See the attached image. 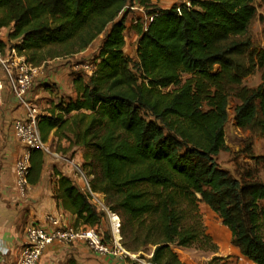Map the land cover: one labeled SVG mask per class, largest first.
<instances>
[{"label": "trees", "instance_id": "trees-1", "mask_svg": "<svg viewBox=\"0 0 264 264\" xmlns=\"http://www.w3.org/2000/svg\"><path fill=\"white\" fill-rule=\"evenodd\" d=\"M254 1L162 8L156 0H0V31L11 28L0 51L9 45L34 67L77 54L103 35L92 75L73 74L76 97L62 98L38 127L44 142L51 134L65 139L64 151H94L100 173L92 174L93 190L122 216L126 250L153 245L152 264H187L173 244L215 251L199 203L220 216L243 255L264 264V183L233 178L215 160L227 148L230 97L236 125L258 122L264 135V49L246 59ZM131 3L150 17L134 25L135 60L124 51ZM255 66L262 81L249 88L242 79ZM44 156L30 152V185L40 180ZM54 174V197L75 216L74 226L98 229L101 212L71 177L57 168ZM207 264L227 263L215 257Z\"/></svg>", "mask_w": 264, "mask_h": 264}, {"label": "crops", "instance_id": "crops-1", "mask_svg": "<svg viewBox=\"0 0 264 264\" xmlns=\"http://www.w3.org/2000/svg\"><path fill=\"white\" fill-rule=\"evenodd\" d=\"M156 3L162 8H169L179 3V0H156ZM161 3L169 5L161 6ZM102 41L103 35L77 54L48 60L38 67L28 98L39 107L42 114L48 113L62 98L74 99L76 97V93L71 88V82L73 74L78 71L79 64L74 60L88 57L89 52H98ZM95 43L97 45L93 49L92 46ZM134 49L136 52L137 43ZM124 51L131 52L128 43ZM0 74L4 75L2 71ZM26 112V107L6 89L4 103L0 108V264H16L28 224L40 222L50 228L75 224V216L62 207L61 202L54 197L53 193L57 179L54 168L71 177L69 172L71 167L67 166L65 161L52 160L45 155L40 180L30 185L26 196H21L19 193L16 185L15 164L24 150L14 136L12 124L16 118H25ZM52 138L57 141L53 134L49 140L52 141ZM59 145L66 148L68 142L62 139ZM80 148L73 147L70 151H64L65 155L73 156L81 164L83 154ZM48 215L53 216L56 222H46ZM69 259H74L78 264H132L130 261L132 258L129 259L122 254L105 255L91 251L83 240L71 244L48 246L39 264H68Z\"/></svg>", "mask_w": 264, "mask_h": 264}, {"label": "rangeland", "instance_id": "rangeland-1", "mask_svg": "<svg viewBox=\"0 0 264 264\" xmlns=\"http://www.w3.org/2000/svg\"><path fill=\"white\" fill-rule=\"evenodd\" d=\"M169 4L161 3V6H167ZM254 5L256 6V16L251 21L246 38L251 42L250 48L246 51V59L248 54L255 55L261 49H264V0H255ZM160 6V5H159ZM134 6L133 3L127 7V26L128 30L125 33L126 43L131 48V52H126L127 55L137 59L136 52L134 51V45L137 43L136 32L134 31V25L136 21L143 22L144 25L150 20V17L146 14L144 9ZM4 36H8L9 28L1 29ZM100 38V37H99ZM12 44V42H10ZM95 43L92 48H96ZM9 45L7 46V49ZM97 55L96 51L89 52L88 57H82L74 60L79 65L86 63L87 61H93ZM132 67V64L130 65ZM78 70L82 71L81 68ZM78 72V71H77ZM263 69L259 66H255L252 71L242 79V84L249 87L255 88L261 83ZM67 98V97H66ZM237 103L236 98L233 96L229 99L228 113L229 120L225 125V144L226 149L221 151L215 160L223 170H226L229 175L233 178H237L244 182H260L264 183V135L261 132L258 122H255L252 126L247 128H240L236 125L234 120V107ZM148 119H151L148 115H145ZM50 139V138H49ZM57 139V138H56ZM59 140L52 141L48 140L47 144L51 151L63 154L64 147L59 145ZM83 154V161L81 163L84 172L88 176L99 175L100 169L97 166L95 160L94 151L89 148H80ZM88 158L84 159V155ZM47 158L53 160V157L46 155ZM87 164L86 166H83ZM101 193V192H100ZM104 203H106L104 198ZM97 207V206H96ZM97 209L102 214V223L98 227V231L104 236L105 240H109L111 233V217L110 214L114 213L109 209ZM199 215L201 217L202 224L206 232L210 235L212 243L216 247L214 250L202 249L198 244H194L189 247H180L173 244L172 249L177 252L179 257L187 264H207L210 260L215 257H220L222 262L227 264H255L248 257L242 254L240 248L234 243L230 231L222 223L220 216L215 213L208 205L204 203L198 204ZM121 224L123 225L124 220L122 216H119ZM122 228V227H121ZM144 239L142 238L141 241ZM126 242V238L122 240ZM134 244H131L133 246ZM153 245H140L135 259H130L132 264H148L149 258L152 256Z\"/></svg>", "mask_w": 264, "mask_h": 264}, {"label": "built area", "instance_id": "built-area-1", "mask_svg": "<svg viewBox=\"0 0 264 264\" xmlns=\"http://www.w3.org/2000/svg\"><path fill=\"white\" fill-rule=\"evenodd\" d=\"M193 1L203 0H179V4L191 7ZM0 41L7 43V37L1 31ZM79 68H81V72L86 77L92 75L96 68V59L79 65ZM37 69L38 67H34L28 63L24 56L18 55L14 48L5 49L4 52L0 51V71L4 74L3 76L0 74V108L4 103L5 91L8 89L20 104L24 105L27 109L25 118H16L12 124L14 136L24 150L15 164L16 185L20 195L26 196L30 189V184L28 183L30 152L33 149H40L44 155H51L56 161H65L67 166L71 167L69 170L71 179L79 190L88 196L93 205L100 206L101 209H109L106 203H104V194L94 191L92 188L91 180L93 176H88L84 172L82 165L73 156L51 151L47 142L42 140L38 127L42 113L39 107L28 98L33 88ZM110 217L111 236L109 240H105L96 227L67 225L50 228L40 222H32L25 228V238L21 245L16 264H39L48 246L53 244H71L78 240L85 241L91 251L100 252L105 255L111 253L122 254L135 259L136 255L126 250L122 244L123 239L120 231L121 220L119 215L111 213ZM46 222L55 223L56 219L48 215Z\"/></svg>", "mask_w": 264, "mask_h": 264}]
</instances>
